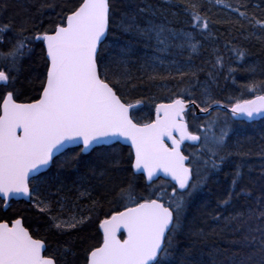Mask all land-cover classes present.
<instances>
[{
	"label": "snow or ice",
	"instance_id": "1",
	"mask_svg": "<svg viewBox=\"0 0 264 264\" xmlns=\"http://www.w3.org/2000/svg\"><path fill=\"white\" fill-rule=\"evenodd\" d=\"M171 6L188 17L186 28L159 21L147 0H40L6 18L9 0H0V206L6 210L23 199L47 225L40 235L25 226L22 214L0 217V264H204L193 249L208 233L190 228L189 216L226 167L232 168L229 188L214 209L202 204L199 211L222 222L220 232L229 230L227 243L235 251L223 264H264V163L253 177L245 159L251 148L229 144L232 122L264 118V79L222 102L208 87L212 72L204 85L193 83L197 71L179 66L175 75H161L156 68L167 57L188 52L190 62L213 38L215 21L199 0ZM224 6L264 30V18L249 17L247 3ZM137 45L151 55L133 59ZM230 51L244 61L243 49ZM26 62L37 66L29 76ZM136 64L139 76L131 71ZM216 66L223 69L222 58ZM236 71L228 69L233 82ZM246 71L255 76L258 66ZM145 76L177 81L175 90L160 86L167 102L133 95ZM201 87L197 98L194 88ZM149 104L154 118L142 119L138 113ZM259 155L264 158V146ZM73 192L76 200L91 201L88 214H65ZM105 201L117 207L98 221L102 238L84 246L74 234Z\"/></svg>",
	"mask_w": 264,
	"mask_h": 264
},
{
	"label": "trees",
	"instance_id": "2",
	"mask_svg": "<svg viewBox=\"0 0 264 264\" xmlns=\"http://www.w3.org/2000/svg\"><path fill=\"white\" fill-rule=\"evenodd\" d=\"M40 0H9V7L7 12L4 13L6 18L9 15H13L17 12L22 13L25 6L31 7L32 5L38 4ZM139 2V0H137ZM174 0H147V3L153 5L157 9V19L159 21H167L171 23V26L176 28H186L188 25V17L185 15H175L178 9L171 6ZM204 6L206 14L215 21L211 24V30L213 38L205 42L204 47L199 49L198 53L192 54L191 61H188V52H185L183 56L167 57L164 60L163 65L157 66L156 70L161 75H167L169 71L173 75L176 74V68L179 66L183 71H197V76L193 80L201 82L204 85L206 81H209V72L214 74V81L208 84L211 93L222 102H227L229 96H239L243 89V85L249 83L251 80L264 79V75L261 74L260 69L264 68V30L259 27H253L248 23L246 19L238 18V14L231 11L230 8H226L224 5H231L237 7L241 3H247L248 16L255 15L257 19L264 18V0H223L222 4L217 5L215 0H199ZM259 4V8L254 5ZM244 11L245 9H241ZM59 9L48 10L44 19L48 16H54L55 12ZM254 33V34H253ZM118 35V34H117ZM240 48L246 52L244 61H239L230 49ZM39 52V49H37ZM151 55L150 50L144 49L143 45H137V57H144L145 55ZM222 58L223 69L216 65L217 58ZM175 59L176 65H172L171 61ZM142 62V61H141ZM258 66V71L255 76H251L247 73L246 69L249 65ZM37 67L26 62L24 65V76H29L31 68ZM229 67L236 68L237 71L234 73L235 82L233 78L229 77ZM200 69H203L200 71ZM151 69H149L150 71ZM131 71L136 75H141L139 71V64L133 65ZM34 75V73H32ZM175 80H157L148 81L145 76V82L140 86L137 93L133 95L142 94L144 96H153L156 102H167L169 93L160 86H165L175 90ZM29 97L33 96L34 93L30 87L26 86ZM203 91V87L194 88V92L197 98H200V93ZM245 98H251V94L245 92ZM22 99H25L22 97ZM142 119L148 118L154 114V109L151 104L143 107V110L138 113ZM154 117V115H153ZM231 140L230 145H234L236 141H241L245 150L251 148L252 154L245 157L250 166H252V176H257L260 171V165L264 163V158L259 155V150L264 146V119L254 123L244 122H232L231 124ZM192 150V149H191ZM188 149L187 151H191ZM123 151L127 153V147L123 146ZM186 151V154H187ZM235 162L239 163L240 158H235ZM232 171L231 167H226L218 177L214 178L213 182L203 190L200 197L197 198V204L191 210L189 216V227L194 230L203 229L208 236L205 240H196L194 253L196 256L204 261V264H223L226 259L231 258L234 248H229L227 241L232 237L229 235V230L220 232V229L224 227L223 223H215L212 219L203 215L199 208L202 204H207L208 207L205 211H211L216 207L217 200L224 195L225 191L229 188V178L226 175ZM247 171V169H245ZM70 199L65 207V214H88L89 205L91 201L88 199L76 200V193H70ZM96 197L97 193H93ZM241 200L237 204H243ZM117 206L109 204L106 201L103 202V208H97L92 212V221L88 226L80 231L77 235L85 240V245L96 243L102 238L101 233L98 231V221L103 219V213L109 210L115 209ZM232 209L224 212V215H229ZM18 214L24 216V223L26 227H30L31 231H38L40 235L47 234V225L45 223L46 218L40 217L38 211L34 208H30L27 202L16 201L11 202V207L6 211L1 210L0 206V217H16ZM215 229V233L213 232ZM52 241V247L55 248L54 238L49 236ZM183 243H187V240H183Z\"/></svg>",
	"mask_w": 264,
	"mask_h": 264
},
{
	"label": "water",
	"instance_id": "3",
	"mask_svg": "<svg viewBox=\"0 0 264 264\" xmlns=\"http://www.w3.org/2000/svg\"><path fill=\"white\" fill-rule=\"evenodd\" d=\"M195 111H197V115H201V116L203 115V114L199 113L198 110H195ZM261 119H264V118L257 117L255 120H252V121L241 120V121H236V122L253 123V122H257V121H259V120H261ZM124 147H127V145H124ZM19 201H23V202H25L23 199H21V200H19ZM101 234H102V233H101Z\"/></svg>",
	"mask_w": 264,
	"mask_h": 264
},
{
	"label": "flooded vegetation",
	"instance_id": "4",
	"mask_svg": "<svg viewBox=\"0 0 264 264\" xmlns=\"http://www.w3.org/2000/svg\"><path fill=\"white\" fill-rule=\"evenodd\" d=\"M189 149L191 150V148H189ZM11 202H16V201H11ZM11 202H10V203H11ZM1 210H2V211H6L7 209L5 210V209L3 208V206H1Z\"/></svg>",
	"mask_w": 264,
	"mask_h": 264
},
{
	"label": "bare ground",
	"instance_id": "5",
	"mask_svg": "<svg viewBox=\"0 0 264 264\" xmlns=\"http://www.w3.org/2000/svg\"><path fill=\"white\" fill-rule=\"evenodd\" d=\"M262 120V119H261ZM258 122V121H257ZM254 123V122H253Z\"/></svg>",
	"mask_w": 264,
	"mask_h": 264
}]
</instances>
